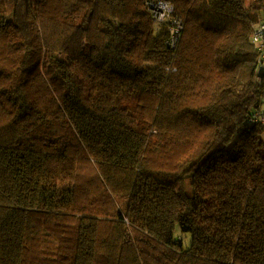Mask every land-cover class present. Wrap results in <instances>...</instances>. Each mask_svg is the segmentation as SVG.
I'll list each match as a JSON object with an SVG mask.
<instances>
[{"label":"trees","instance_id":"1","mask_svg":"<svg viewBox=\"0 0 264 264\" xmlns=\"http://www.w3.org/2000/svg\"><path fill=\"white\" fill-rule=\"evenodd\" d=\"M262 22L0 0V264H264Z\"/></svg>","mask_w":264,"mask_h":264},{"label":"built area","instance_id":"2","mask_svg":"<svg viewBox=\"0 0 264 264\" xmlns=\"http://www.w3.org/2000/svg\"><path fill=\"white\" fill-rule=\"evenodd\" d=\"M151 8L154 12L159 15L160 19L170 18L171 13L173 11V6L168 4L167 2L159 1L157 3H152ZM177 23V28L181 27L179 21ZM254 42L259 45L260 50L264 48V22L260 24L256 32L254 33Z\"/></svg>","mask_w":264,"mask_h":264},{"label":"water","instance_id":"3","mask_svg":"<svg viewBox=\"0 0 264 264\" xmlns=\"http://www.w3.org/2000/svg\"><path fill=\"white\" fill-rule=\"evenodd\" d=\"M263 70H264V68L262 67V68L260 69V72L263 71Z\"/></svg>","mask_w":264,"mask_h":264}]
</instances>
